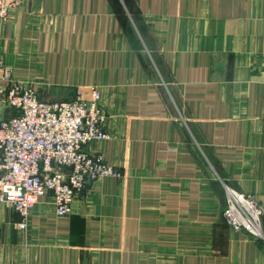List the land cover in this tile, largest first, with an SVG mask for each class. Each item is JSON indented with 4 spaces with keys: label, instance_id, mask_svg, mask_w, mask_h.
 <instances>
[{
    "label": "crops",
    "instance_id": "1",
    "mask_svg": "<svg viewBox=\"0 0 264 264\" xmlns=\"http://www.w3.org/2000/svg\"><path fill=\"white\" fill-rule=\"evenodd\" d=\"M0 64L48 102L99 89L110 138L86 150L122 173L26 228L0 202V264H264L224 218L227 187L264 210V0H25Z\"/></svg>",
    "mask_w": 264,
    "mask_h": 264
},
{
    "label": "built area",
    "instance_id": "2",
    "mask_svg": "<svg viewBox=\"0 0 264 264\" xmlns=\"http://www.w3.org/2000/svg\"><path fill=\"white\" fill-rule=\"evenodd\" d=\"M24 1L0 0V20L7 22ZM0 79L7 84L0 91L6 93L0 96V202L23 217V228L42 196L50 195L56 215L65 217L91 183L122 176L102 154L86 150L91 142L109 139L97 88L71 101L48 102L16 81L10 66L0 64ZM226 205L231 229L264 238V210L253 197L227 187Z\"/></svg>",
    "mask_w": 264,
    "mask_h": 264
},
{
    "label": "rangeland",
    "instance_id": "3",
    "mask_svg": "<svg viewBox=\"0 0 264 264\" xmlns=\"http://www.w3.org/2000/svg\"><path fill=\"white\" fill-rule=\"evenodd\" d=\"M12 68V67H11ZM13 72V71H12ZM24 84V83H23ZM25 85V84H24ZM26 86V85H25ZM30 88V87H29ZM99 90V89H98ZM37 91V90H36ZM80 92V91H79ZM100 92V90H99ZM37 93L39 94L40 92L37 91ZM42 94V93H41ZM40 95V97L42 98L43 96ZM101 94V92H100ZM102 97V95H101ZM43 99V98H42ZM100 102H101V99H100ZM100 107H101V104H100ZM102 108V107H101ZM103 110V108H102ZM104 111V110H103ZM108 121V117H107V120L105 122V125ZM104 125V127H105ZM107 133V132H106ZM109 138H110V135L108 134ZM114 166V165H112ZM115 167V166H114ZM249 196V195H247ZM225 211V210H224ZM225 218V217H224ZM262 222H263V218H262ZM168 263V260L164 257H160L158 256V254L156 253V251H150V250H147V251H141L139 253V257L137 258H133L132 259V264H166Z\"/></svg>",
    "mask_w": 264,
    "mask_h": 264
}]
</instances>
